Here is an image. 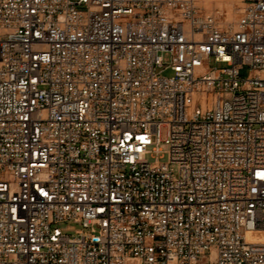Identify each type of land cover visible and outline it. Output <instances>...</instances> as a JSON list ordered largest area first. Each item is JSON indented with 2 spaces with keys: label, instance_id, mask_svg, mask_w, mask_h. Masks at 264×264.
Here are the masks:
<instances>
[{
  "label": "built area",
  "instance_id": "built-area-1",
  "mask_svg": "<svg viewBox=\"0 0 264 264\" xmlns=\"http://www.w3.org/2000/svg\"><path fill=\"white\" fill-rule=\"evenodd\" d=\"M240 1L0 0V264H264V0Z\"/></svg>",
  "mask_w": 264,
  "mask_h": 264
},
{
  "label": "rangeland",
  "instance_id": "rangeland-1",
  "mask_svg": "<svg viewBox=\"0 0 264 264\" xmlns=\"http://www.w3.org/2000/svg\"><path fill=\"white\" fill-rule=\"evenodd\" d=\"M202 3L206 9L216 13L223 23L234 22L240 14L242 5L240 0H202ZM168 72V70L165 71V73ZM162 135H165V128L162 130ZM59 226L64 232L70 234H75L81 230V225L75 220L62 222Z\"/></svg>",
  "mask_w": 264,
  "mask_h": 264
}]
</instances>
